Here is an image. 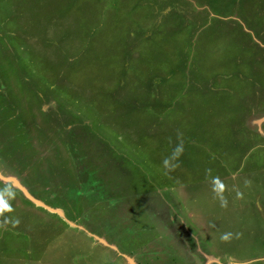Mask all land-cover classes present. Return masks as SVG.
Segmentation results:
<instances>
[{
	"label": "rangeland",
	"instance_id": "374dc122",
	"mask_svg": "<svg viewBox=\"0 0 264 264\" xmlns=\"http://www.w3.org/2000/svg\"><path fill=\"white\" fill-rule=\"evenodd\" d=\"M0 200V264H264V0H0Z\"/></svg>",
	"mask_w": 264,
	"mask_h": 264
},
{
	"label": "clouds",
	"instance_id": "9594fccd",
	"mask_svg": "<svg viewBox=\"0 0 264 264\" xmlns=\"http://www.w3.org/2000/svg\"><path fill=\"white\" fill-rule=\"evenodd\" d=\"M178 138L180 136V134L178 133ZM182 152V148L181 146L178 144L177 147L174 149L173 153H172V158L174 159H178L179 155L181 154ZM165 163V166L168 165V160L166 159L164 161ZM175 167V166H174ZM215 183V186L213 188V192L216 194V196L220 199L221 201V206L222 207H225L226 206V200H224V197H223V191H224V185L223 183H221L218 179L214 182ZM7 205L3 202V200H0V213H2L4 210L7 209ZM230 235V234H228ZM228 235H225L223 237V239H228Z\"/></svg>",
	"mask_w": 264,
	"mask_h": 264
},
{
	"label": "crops",
	"instance_id": "0c3cea01",
	"mask_svg": "<svg viewBox=\"0 0 264 264\" xmlns=\"http://www.w3.org/2000/svg\"><path fill=\"white\" fill-rule=\"evenodd\" d=\"M134 260V259H133ZM131 261V260H130ZM127 264V263H126ZM129 264V263H128ZM132 264H135V263H132Z\"/></svg>",
	"mask_w": 264,
	"mask_h": 264
}]
</instances>
